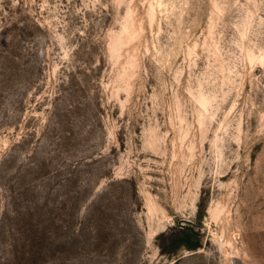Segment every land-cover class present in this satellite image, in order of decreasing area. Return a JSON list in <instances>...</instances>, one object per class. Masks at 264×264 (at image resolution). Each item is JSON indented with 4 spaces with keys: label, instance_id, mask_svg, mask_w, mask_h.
<instances>
[{
    "label": "rangeland",
    "instance_id": "1",
    "mask_svg": "<svg viewBox=\"0 0 264 264\" xmlns=\"http://www.w3.org/2000/svg\"><path fill=\"white\" fill-rule=\"evenodd\" d=\"M0 264H264V0H0Z\"/></svg>",
    "mask_w": 264,
    "mask_h": 264
},
{
    "label": "trees",
    "instance_id": "2",
    "mask_svg": "<svg viewBox=\"0 0 264 264\" xmlns=\"http://www.w3.org/2000/svg\"><path fill=\"white\" fill-rule=\"evenodd\" d=\"M188 229L189 227L184 228L182 233L184 236V245L190 250H197L202 245L201 239L198 236L194 238L195 233H187Z\"/></svg>",
    "mask_w": 264,
    "mask_h": 264
}]
</instances>
